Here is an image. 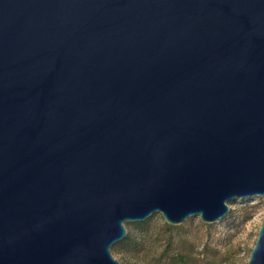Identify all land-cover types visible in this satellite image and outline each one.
<instances>
[{"label":"water","instance_id":"obj_1","mask_svg":"<svg viewBox=\"0 0 264 264\" xmlns=\"http://www.w3.org/2000/svg\"><path fill=\"white\" fill-rule=\"evenodd\" d=\"M255 196L264 0H0V264H122L126 223Z\"/></svg>","mask_w":264,"mask_h":264},{"label":"rangeland","instance_id":"obj_2","mask_svg":"<svg viewBox=\"0 0 264 264\" xmlns=\"http://www.w3.org/2000/svg\"><path fill=\"white\" fill-rule=\"evenodd\" d=\"M229 206L214 223L190 217L172 225L161 213L128 222L127 237L112 254L122 264H248L264 220V196L237 198Z\"/></svg>","mask_w":264,"mask_h":264},{"label":"trees","instance_id":"obj_3","mask_svg":"<svg viewBox=\"0 0 264 264\" xmlns=\"http://www.w3.org/2000/svg\"><path fill=\"white\" fill-rule=\"evenodd\" d=\"M146 223H147V222H146ZM126 241H128V240H126ZM117 245H118V244H117ZM117 245H116V246H117Z\"/></svg>","mask_w":264,"mask_h":264}]
</instances>
